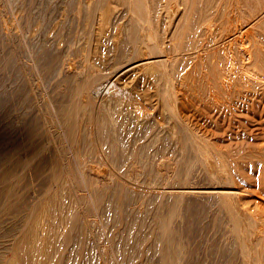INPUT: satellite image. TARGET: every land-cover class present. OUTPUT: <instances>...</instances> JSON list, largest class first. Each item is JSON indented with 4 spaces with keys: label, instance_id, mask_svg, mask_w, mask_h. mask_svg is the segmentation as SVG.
Segmentation results:
<instances>
[{
    "label": "bare ground",
    "instance_id": "6f19581e",
    "mask_svg": "<svg viewBox=\"0 0 264 264\" xmlns=\"http://www.w3.org/2000/svg\"><path fill=\"white\" fill-rule=\"evenodd\" d=\"M36 2H37V0H36ZM63 2H65V1H63ZM74 2H75V0H74ZM3 3H4V1L2 2V4ZM17 3H19V4H16V5H18L17 7H19V11H18V13L20 14L19 17H22V19L21 18L20 19L23 20L24 14L27 13L26 11L28 10L29 5H27L26 0H19ZM77 3H78V7L74 8V9H77L76 12H78V14L80 16H82V18H83L82 22L85 25L83 27H86V29H88L87 26H92V28L95 30V32L93 34V35H95V37L92 40V45L90 44L91 40L89 41V39H88V41H87V37H86L87 34L85 33L87 31H85V30H84L85 32L81 31V33L86 34V35L84 34L86 40L83 41V43L86 41L87 42L85 44L82 43V45H85V46H82L84 48V52L81 54V57L79 56L80 58H78V59L70 58V57H68V54H65L62 51H59V52L55 51V53H53L54 49L52 48L53 47L52 46L51 47L52 48V50H51L52 54L50 53L49 49H48L49 53L45 52L46 56H47V61H46L45 65L43 66V70H45L48 73V76H49V74H52V75L56 76V78L58 77L59 80L62 79V81H65V80L67 81V79L70 78L71 79L70 83H72V81L76 82L75 86L73 88L71 86V90H70L69 89L70 87L68 88V86H67V89L65 87L58 89L57 88L58 85H56V90L54 92L51 91L52 93L51 94L49 93V95L46 97H43L44 98L43 99L42 97H39V95H41V94H39V92H41V90L40 89L37 90L39 88L38 85L35 83H32L29 85L30 86L29 91L34 92V95H32L33 97L29 96L28 98L34 99V101H33V99H32V101L34 103V106H36L38 108V110L40 111L39 116L37 115V117L35 118L34 114H36V113L33 114V112L30 114V116L29 115L27 116L26 112H24L23 109L21 111L19 109H17L18 110V111L16 110L17 112L14 111L16 113H14L13 116L11 114H9V112H7V110L5 109L6 112L3 116V118H4L3 126L6 127L5 131H7L8 124H10L13 120L15 121L16 125L20 126L21 129L26 128L25 126H27V123H29L27 121L32 122V124L31 123L29 124V126L30 125L31 126L29 128L27 127L29 129L27 132H26V129H24L26 132V135L28 136V139L30 138V140H28V142H27V139H26V142L19 143L17 152H21V151L25 152L26 157H27V158L25 157L27 160V163H31V164L34 163L33 164L34 166L41 165L43 167L44 165H46V166L48 165L49 167L47 166L46 168L50 169V171H51V178L50 179H51V181L54 182L55 188H56V189H54L56 191H54L53 194L47 195V197H45L44 199H41V200L38 199L37 200V198L35 197L36 201H34L30 204L27 212L25 211L26 215L24 216L25 217L24 219L22 218L23 219L22 225H20V227H18V231L13 236H11V238L9 239L8 245H7L8 248L5 249V250L9 251L11 254L10 259H8L7 261L5 260L6 261L5 264H61V259H62V255H63L62 251L66 246H68L71 242H73L74 238L77 239V243H75L76 241H74L72 243V244L76 245L77 250L75 248L74 249L75 252L76 253H77V251L78 252L80 251L81 253L85 252L86 251L85 247H86V242H87L86 241V235L89 234L88 230H91L93 228L92 225H94V224H92L93 221L90 222V220L86 219L87 215H91V214H89V211L91 212V210L97 209V207H99L102 202H103L102 205H104V202L106 203V201L109 202L111 197H113V200L114 199L116 200V198H114V197H118L120 195L125 200H128V199L133 200L134 198L137 197V196L136 197L133 196L134 193H137V189L139 190L138 192H143V191H141V189L143 187L139 183L140 182L139 177L136 175H135L136 177H132V175H130V172L125 173V174H124V172L120 173L119 168L126 165L129 162V160L132 158L134 160L137 159L143 166L147 165L146 162H144L141 159V157L144 155L142 152H143L145 146L143 147L141 145V143L139 144L140 141L143 142L146 139L149 141V143H151L150 145L157 143L163 149L171 147L173 150H174V148H176L175 150H178L179 152H182V151L185 152V150H187L188 148L191 147L194 150L193 152L196 153L195 157H193L194 160L193 159L191 160V158L188 156H187L188 158L187 157L184 158L183 167H181L182 165H180V163L178 162L177 159H179V158L177 156H175L177 159L174 158L173 162H167L168 161L167 159H166L167 161H165V162H167V168H166L167 169V176L173 175L174 179H175L174 180L172 178L173 182H171V183L175 184L174 182L177 179V182L180 183V186H177V187L173 186V188L171 187L172 189L170 191H165L164 185L163 186L159 185V187L153 186L152 191H149L146 193H141V195H139L140 196L139 200H137L138 202L140 200H143L142 201L143 203L148 202V204H147L148 206H150L149 205L150 201L156 200L159 202L158 206L159 205L164 206L163 209L161 208L162 209L161 211H160V209H159V211L156 210L152 215L151 221L152 222L154 221V224H153V227L150 228L151 229L150 235L148 234L149 230H147L146 232H144V234L141 233L144 236H142V235L140 236V237H143V238H141L143 241H145V239L148 235H149V237L152 236L153 239L150 240L152 242V245L150 243L149 244H150V246H153V247L148 248L147 250H149V249L155 250L154 252L156 254H154V255H157L156 257H158L157 264H181L182 260L185 258V256H187L184 253V247L185 246L183 245V241L181 240V238H182L180 236L181 233H179L177 226H175L174 222L177 221V218L180 217L182 210H184V209H182L183 198L186 199V201H187V198H190V199H188L190 201L194 197L199 198L201 200L206 199V200L210 201L216 207V210H215L216 213H214V214L215 215L217 213L222 214L220 216H222V218H223V223H222L223 228H222V232L219 231L220 234L222 233V235H221L222 236L221 237L222 238V244L218 243V245H219L218 250L223 252L224 255L222 253L221 254L224 256L225 260L221 264H264V210H263L264 208H261V209L258 208V210L260 209L259 210L260 214L252 213V212H254L255 208L251 209L252 211H250L249 207H250L251 203H249V207L247 205H245L246 203L248 204V202H246V201L242 202V200H244V198L241 200L240 195L242 194V192H238V190H237V187H240L242 185L243 180L246 183L250 179V177L248 176L249 174H247V176H245L246 174L243 173L245 171H241L239 169V165H241V164L238 165L237 160H239L241 158L243 159V157H245L243 155H246L248 157V156H250V154L242 152L244 154L241 153L242 155L235 156V157H234V155H232L233 157H231L228 149L229 148L231 149L232 146H230V145H232V144H229L230 147L227 145H226V147H224L225 145L223 144L224 148H222L221 144H219L218 142H217L218 145H215L216 144L215 142L209 143L211 140L208 141V144L206 145V147L205 146L203 147L200 144H196L195 143L196 141H194L195 140L194 138H195V136L196 137L199 136V134L197 135L196 133L190 132L189 129H186V126H184L185 121L184 122L179 121L180 118L175 115V109H176L175 106L176 105H174V100L177 98L175 96V94L177 95V93H175V91H174V88H176V87H174L175 86L174 80L177 79L178 85L177 84L176 85L181 87V89L179 88V90L181 92H186L188 89V86H187L188 83H187V80L185 79V77L189 75V73H188V70H189V72L191 71L194 74V80L193 81L197 82V85L199 86L198 88H200L199 90L200 91L202 90V93L204 94V97H203V94L200 95V96H202L201 97L202 99L204 98V100H201V101L205 102V105H206V107L209 108V110L211 109V111H213L219 115L222 113L224 114V112L226 111L225 114L230 113V115H231L230 117H232V118L233 117L239 118V119L245 121L246 123H250V122L262 123L263 122V125H264V82H257L256 80L255 81H249L251 78H249V80H248L247 79L248 75L246 78L245 74L244 75L240 74V73L238 74L237 73L238 71L236 70L239 67L238 64L241 65V63H242L243 65H241V66H244L245 69L247 67L253 68V69L256 68L255 71L257 70L258 73L264 77V35H263L264 32L262 33L261 30H260V32H258L259 29L264 28V0H78ZM53 4H54V2H53ZM30 5H31L30 6V9H31L32 4H30ZM1 8L3 9V7H1ZM33 9H31L32 12H33ZM65 9L66 8H64V10ZM16 10H18V8ZM244 10H247V11H244ZM243 12H244V14H245V12H248V14L244 15ZM22 13H23V16H22ZM0 14H2V13H0ZM73 14L76 15L75 12ZM78 14H77V16H78ZM123 14H125L128 17H127V19L125 17H123V19L125 18L126 20L121 21V20H123L122 19ZM59 15H60V13H59ZM0 16H2V15H0ZM25 17H28V16H25ZM37 17H41V16H37ZM74 17L75 16H73V18ZM1 18L2 17H0V28H3V25H2L3 23L1 21ZM62 18H63V16H62ZM63 19H65V18H63ZM67 19H65V22ZM30 20H32V18ZM33 20H34V18H33ZM23 22H25V21H23ZM17 23H18V21H17ZM38 24H36V25H38ZM72 24L75 25V23H72ZM19 25H20V22H19ZM58 25H61V24H58ZM68 25H69V23H68ZM154 25L157 26L159 29L157 27L154 28ZM43 26H45V25H43ZM110 26H115L113 31H117L119 37L122 34L121 39H120V44H118L119 45L118 46L119 50H117L118 53H116V54L114 53V55H117V57L115 56L116 59L113 58L114 57L113 52H114V49H116L115 46L112 45L113 42L111 43L112 46H109L110 43L106 46V44L104 43V40L102 39L105 37V36H103V34L108 33V35H109L108 31H110L111 29L110 30H108V29ZM38 27H41V26L38 25ZM38 27H36L37 30L40 29ZM61 27L57 30H60ZM150 27H153V29L157 28V30H159L157 34H159V32L160 33L162 32L161 35L160 36L158 35V37H156L157 35L153 36L155 34H151V32L153 30L151 29L152 31H150ZM257 27H259V28H257ZM24 29H25V27L23 28V30ZM34 29H35V27H34ZM257 29H258V31H257ZM20 30H21V28H20ZM80 30H82V29H80ZM35 31H36V29H35ZM62 31H64V30H62ZM12 32H13V30H12ZM18 32L20 33V31H18ZM28 32L26 33V36H27ZM36 32H38V31H36ZM46 32H47V30H46ZM54 32H55V30H54ZM2 33L6 36L8 34H10L7 31H2ZM48 33H50V32H48ZM113 33H115V32H113ZM30 34H32V32L29 33V35ZM52 34L53 33H50L49 36ZM16 35H18V34L16 33ZM54 35H52V36H54ZM115 35H116V33H115ZM6 36H4V38ZM28 36H27V40L29 39ZM34 36L35 35H33L31 38H34ZM20 37H22V36H20ZM154 37H156V38H154ZM92 38H93V36H92ZM20 39H23V37ZM159 39H165L166 41H168L167 45H168V48H170V51H168V50L164 51L165 50L164 47H161L160 45L163 46L165 43L160 44V43H162V41ZM243 39H244V41H243ZM79 40H81V38ZM106 40H108V39H106ZM18 41H20V40H18ZM28 41H30V40H28ZM159 41H160V43H159ZM204 41H205V44L203 46ZM30 42H28V44ZM35 43H36V41H35ZM26 44H27V42H26ZM115 45H117V43ZM128 45L132 46L131 52H130V50L128 51ZM32 46H33V44H32ZM69 46H71V45H69ZM90 46H91L92 50H90V48H89ZM56 47H59V46H56ZM31 49H33V48L31 47ZM29 50L30 49L28 48V51ZM42 50L45 51L43 48H42ZM57 50H59V49H57ZM217 50H219V51H217ZM115 52H116V50H115ZM129 52L131 55H133L131 57H132V59L133 58L135 59V60L133 59L134 61L132 59H129L130 58ZM236 57L239 58L238 62H241V63L235 64V66L237 65L238 67L236 66L237 67L236 68L234 66L231 67L230 65H228L230 62L229 59L235 60ZM84 60H86V61L90 60V64L88 65L89 66L88 68L82 66ZM126 60H132L134 62V65L132 67L134 69H137V70L138 69L140 70L141 68L148 70L149 68L153 67L152 63L158 62L157 72L156 71L154 72L152 70V71H150L151 74H149V72L147 71L148 75H150L147 77V75L145 73L146 71L141 70L144 73L141 72L143 75H142V77L140 75L139 80L142 79L141 80L142 83L147 82L148 85H151L150 88L153 87L151 93L147 92L145 94L149 98L151 97L150 99L154 98L155 101L159 102V103H162L165 100H167V102H169V107L172 111H174L173 112L174 115H171V116L169 115L170 116L169 121L167 119L168 122L172 121V123H173V125L171 124V122H170L169 126L167 125L168 129L166 128V130H163V129H165L164 124H163L164 128L161 127L162 126L161 124L163 123V121L161 124H158L159 120H157L156 117H154L152 115L149 116L147 114L148 112L145 111V109H143V107H142L141 98L139 96H136V94H134L133 92H131L127 88L126 84L129 82L126 81L127 83H125L123 86L120 85V82L122 80L125 82V79L128 78V76H127V78L123 79L124 76L126 77V73H127V75H130V74H128V71H130L131 69L133 70V68L129 67L128 69H130V70L126 69L123 71L124 68L122 69V64ZM99 61H103V64L101 62V64L103 65L102 67H100V65H97V64H100V63H98ZM96 62H97V64H96ZM232 62H230L231 65H233ZM125 66H126V64L124 65V67ZM229 66L233 69L236 68L235 71L238 74V76L237 75L232 76L230 74L231 70H229ZM241 68H243V67H241ZM248 68L246 69L247 71H249ZM18 69H20V68H18ZM121 69H122V71H121ZM20 70H22V69H20ZM240 70H242V69H240ZM240 70H239V72H240ZM251 71H253V70H251ZM255 71H254V73H255ZM232 72H234V71H232ZM236 73H234V75ZM241 73H242V71H241ZM254 75H256V73ZM42 76H44V75H42ZM21 77H22V75H21ZM50 77L51 76H49L47 78L51 79L52 77L51 78ZM253 77H255V76H253ZM103 78L107 81V83H105V84L100 83ZM22 79H20V80L23 82ZM49 79H48V81H49ZM184 79L186 80V82ZM259 79H261V78H259ZM15 80H18V79H15ZM43 80H44V78H43ZM99 80H100V82L98 83ZM131 80H132V78H131ZM46 82L47 81H45V83ZM55 82H57V81H55ZM58 82H60V81H58ZM135 82H136V84L139 83V81H137V80ZM11 83H13V82L11 81ZM25 83H24V85H25ZM20 84H22V83H20ZM28 84H27V86H28ZM131 85H132V83H131ZM1 86H3V85H1ZM27 86L25 85V88ZM13 87H18V84H17V86H13ZM10 88H11V86H9V89ZM12 88L10 90L7 88L5 91L3 89V91H4L3 94L5 96L3 94L2 95L4 96V100H9L8 96L10 94L14 93L13 92L14 89L12 90ZM18 88H20V87H18ZM22 88H24V86ZM25 88L23 89V91L25 90ZM19 90L20 89H18V91ZM191 90H192V88H191ZM193 90H195V89H193ZM188 91H190V89H188ZM16 93L18 94V92H16ZM44 93H46V92H44ZM25 94H26V92H25ZM143 94H144V92H143ZM181 94H184V93H181ZM27 95H25V96H27ZM15 96H17V95L15 94ZM188 96L189 95L187 94V97ZM22 97H21V99H22ZM149 98H148V100H149ZM10 99H11V97H10ZM22 100H24V99H22ZM144 100H147V99H144ZM19 101H20V99H19ZM150 101H149V104H151ZM179 101L181 103L182 100H179ZM197 101L199 102V100H197ZM17 102H18V99H17ZM186 102H188V101H186ZM20 103H22V102H20ZM25 103H26V101H25ZM33 103H32V106H33ZM162 104L164 105V102ZM182 104H183V102H182ZM22 105L23 104H21V106ZM143 105H144V103H143ZM21 106L19 105V107H21ZM164 106H166V105H164ZM167 106H168V104H167ZM193 106H194V104H193ZM152 107H151V109H152ZM28 108H29V106H28ZM9 109H10V107H9ZM149 109H150V107H149ZM33 111L35 112V110H33ZM207 111H208V109H207ZM227 111H229V112H227ZM159 112H161V111H159ZM199 112H202V111H199ZM203 112H204V110H203ZM219 115H217V116H219ZM196 116H198V115H196ZM0 117H1V115H0ZM201 117H203V116H201ZM220 117H222V116H220ZM222 118L224 119V118H226V116L222 117ZM227 118H228V116H227ZM232 118H229V119L231 120ZM204 119H205V117H204ZM180 120H182V119H180ZM211 122H212V120H211ZM215 122L218 123L217 121H215ZM224 122H226V121L224 120ZM182 123H184V124H182ZM239 123H241V122H239ZM185 125H187V123ZM258 125H260V124H258ZM215 126H216V124H215ZM217 126H219V125H217ZM187 127L189 128V125H187ZM243 127H244V125H243ZM237 128H238V126H237ZM257 128H259V127H257ZM233 129H235V128H233ZM207 130H208V128H207ZM238 131H239V129H238ZM262 131H264V130H262ZM7 132H5V134ZM196 132H198V131H196ZM259 132L260 131H258V133ZM250 133L251 132H249V134ZM262 133L263 132H261V134ZM229 134H231V133H229ZM26 135H23V136H26ZM52 136H58L59 138H63L65 140L67 139L69 141V143H70L69 147L64 146L59 151L61 153H64V151L67 148L71 149L75 153V156H77V159H78V160L76 159L77 160V164H76L77 169L75 168L74 164H72V162H70V161L69 162L66 161L65 163L63 162L64 163L63 164L64 169H62V170H64V174L62 175V171H61L62 166H60L59 163L57 164V162L56 163L54 162L56 158L54 159V161L51 160V156L55 155V154L53 155L54 149L50 145V142H49V140ZM255 137H257V136H255ZM23 138L24 137H22V139ZM199 138L197 137V139H199ZM200 140L202 141V138ZM197 141H199V140H197ZM7 142H9V141H7ZM256 146H258V145H256ZM262 146L263 145H261V147L260 146L259 147L262 148ZM207 148L208 149L210 148V150H207ZM245 148L246 147L244 146V149ZM172 149H171V152L174 155L176 152L173 153ZM204 149H206V150H204ZM240 149H243V148H240ZM189 151H191V149ZM260 151L262 152L263 149ZM231 152H235L236 154L238 153L237 151H234V150ZM186 154H187V152H186ZM92 155L94 156V158L96 157V159H98V163L97 164L95 163L96 165L94 164V166L89 165V162L87 161L90 159V156H92ZM261 155H262L261 159L260 158L256 159L257 157L255 155H253V156H255V158H253V159H255V161L252 160V162H250L251 160H249L250 164H248V162L246 164L251 165L249 167H255V168L258 167L257 171H259V176L258 175H257L258 177L255 176L257 178V180L255 179V177L253 179L256 180V186L255 187L258 186L257 187L258 191L257 192L255 191V192L258 193L260 198H262V200H263L264 199V151ZM62 156H63V154H62ZM241 156H243V157H241ZM87 157H88V159H87ZM239 157H241V158H239ZM251 157H252V154H251ZM59 158H60V156H59ZM172 158H173V156H172ZM7 159H9V157ZM139 159H141V160H139ZM199 159L203 162V165L207 170L208 176L210 177L209 180H211L212 185L210 184L209 188H207V189L195 190L194 189L195 185L194 186L192 185V183L194 181L191 182V185H192L191 186V185H189L190 184L189 182L191 181V180L189 181V179H190L191 174L194 171V166L195 167L197 166V165H193V164L196 162V160L199 161ZM245 159H246V157H245ZM14 160H16V159H14ZM19 160H20V158H19ZM19 160H16V162L17 161L20 162ZM192 161H194V162H192ZM201 161L199 163H201ZM244 161L245 160H241L240 162L245 164ZM3 162H4V160H3ZM42 163H44V165H42ZM129 164L131 165V168H133L135 162L134 163L129 162ZM129 164H127V165H129ZM61 165H62V163H61ZM201 165H202V163H201ZM203 165H202V167H203ZM0 166H2V165H0ZM135 166L136 167L139 166L140 168H143L142 166H140L138 164H136ZM199 166H200V164H199ZM243 166H245V168H247L246 167L247 165H243ZM131 168H129V169H131ZM156 168H157V166H156ZM37 169H38V167H37ZM40 169H41V167H40ZM134 170H136V169H134ZM15 171L16 170L11 165L4 166L3 168H1V171H0L1 181L9 180L10 179L9 177L12 176L15 173ZM36 171H38V170H36ZM40 171H42V170H40ZM233 171H236L237 174L239 173L237 177L240 178V180L238 182L241 183V185H238V186L235 185L237 187L234 186V184L238 183V182H234V181H236L234 179H236L237 177L236 176H235L236 178L232 177ZM45 172H47V169ZM77 172H79L78 177L76 176ZM143 172H142V174H143ZM236 172H234V173H236ZM139 173H141V172H139ZM139 173H136V174H139ZM19 174H20V172H19ZM165 174H166V172H165ZM205 174H206V172H205ZM241 174H242V177H241ZM167 176H165V177H167ZM163 177H164V173H163ZM167 178H170V177H167ZM47 179H49V177ZM253 179H250V180H253ZM21 180H23V177ZM167 180H169V179H167ZM192 180H195V179H193V177H192ZM169 181H167V183H170ZM250 182L253 183V181H250ZM153 183H154V185L155 184L158 185L156 179L154 180ZM162 183H163V181H162ZM209 183H210V181L208 182V184ZM172 184H169V186H171ZM254 184H255V182H254ZM10 185L7 186L6 191H7L8 195L10 197H12L15 194L14 193L15 190ZM251 185H253V184H251ZM16 186H17V184H16ZM146 188H148V187H146ZM146 188H144V191ZM100 190L101 191L104 190L106 192L107 195L105 196V199L103 198L104 197L103 193H105V192H101ZM47 193H48V191H47ZM239 193H240V195H239ZM245 193H247V192H245ZM243 194H244V190H243ZM77 195L79 196V198L77 197ZM116 195H118V196H116ZM32 196H33V194H32ZM8 199H10V198H8ZM252 199H255V197ZM111 200H112V198H111ZM193 200H191V201H193ZM201 200H199V201L201 202ZM251 201H253V200H251ZM256 201L260 202L259 200H256ZM124 202H126V201H124ZM258 202H256V204ZM183 203H185V201ZM132 204H135V203H132ZM85 205L86 206L88 205V207L85 208ZM110 205H111V202H110ZM11 206H12L11 201H9V202L7 201L6 203H0V214L6 213L8 215V213H10L8 211L10 210ZM115 206H114V208H115ZM124 206H126V204ZM259 206L262 207L261 205H259ZM259 206H257V207H259ZM139 207H141V205ZM108 208H110V206ZM124 208L122 206H120V208H119L123 214L125 213L123 210L126 209V208L125 209ZM119 209H118V211H119ZM144 210H145V208H144ZM115 211H116V208H115ZM137 211H138V209H137ZM137 211H135V212H137ZM142 211H143V209H142ZM255 211H257V209ZM147 212L149 213V211H147ZM130 213H131V211H130ZM10 215H13V214L11 213ZM100 215H102V214H100ZM109 216H111V215H109ZM210 216H211V214H210ZM12 217H14V216H12ZM133 217L135 218V215ZM133 217L129 216L127 213L121 217V224L126 229V233L121 238H116L117 233L114 235L112 233L113 231L110 234L107 232L110 235L109 244L110 245L112 244L115 248L114 251H117L118 254L121 255L120 259H121L122 263H126L132 259V258L130 259L131 256L127 255L126 253H127V251H129V249H131L133 247V246H131V244H132L131 234L134 235V233L136 231V223H135L136 218L134 219ZM101 219H103V218H101ZM212 219L214 221V218H212ZM117 220H118V218H117ZM117 220H115V222ZM216 220H217V218H216ZM221 220L222 219H220V221ZM141 221H140V224H142ZM9 222H11V221H9ZM152 222H151V224H152ZM205 222H207V221H205ZM211 222H212V220H211ZM108 223H110V222H108ZM108 223H106V225L104 223L103 226L107 227ZM177 223H176V225H177ZM218 224L220 225V223H218ZM112 225H115V224H112ZM149 225L150 224H148V226ZM90 227H91V229H89ZM220 227H222V226L220 225ZM103 228L104 227H102V229ZM2 229H3V227H2ZM122 229H123V227H122ZM147 229H148V227H147ZM103 231H106V230L103 229ZM108 231H109V228H108ZM211 234H210V236H211ZM213 234H215V233H213ZM220 234H219V236H220ZM121 235H122V233H121ZM184 236H186V234ZM189 236L191 237V235H189ZM217 236H218V234H217ZM186 237H188V236H186ZM247 237H249L248 241L250 240V242H249L250 244L247 245V242H245L246 244L244 245L242 242V244L245 246L244 247L239 242L243 238L247 239ZM216 239H215V241H216ZM210 240H212V238ZM243 240H245V239H243ZM137 243L139 244V242H137ZM149 244H148V247H149ZM238 244L239 245L241 244L244 248L248 247V249H249L247 251L248 253L242 252V249H241V252H242V257L240 258L241 262H239L240 260H238V257H236V256L233 257V255H236L235 251L238 250V248H237ZM241 245H240V247H242ZM195 247H196V244H195ZM72 248H74V247L72 246ZM135 248L136 247L134 246V249ZM110 249H111V247H110ZM215 249H216V247H215ZM218 250H216V252ZM208 251H210V249H208ZM133 252H135V250ZM154 252H152V254ZM76 253H75V255H77ZM113 253H115V252H113ZM208 253H210V252H208ZM1 254H3V253H1ZM73 254H74V252H73ZM212 254H213V257L215 258L214 253H212ZM212 254H209V255L211 256ZM8 255L9 254H7V256ZM7 256H5V257H7ZM84 256H85V254H84ZM133 256H134V254H133ZM223 256H220V257H223ZM135 257H137V256H135ZM153 260H154V258H153ZM153 260L151 259L152 263L154 264ZM196 260H198V259H196ZM214 260L215 259H213V261ZM151 261L149 260V262H151ZM149 262L147 263V261H146L147 264H151ZM184 262L187 263L188 261L187 262L184 261Z\"/></svg>",
    "mask_w": 264,
    "mask_h": 264
},
{
    "label": "rangeland",
    "instance_id": "374dc122",
    "mask_svg": "<svg viewBox=\"0 0 264 264\" xmlns=\"http://www.w3.org/2000/svg\"><path fill=\"white\" fill-rule=\"evenodd\" d=\"M4 1V3L2 4V2ZM19 0H0V13H2V14H0V15H2V16H0V17H2L1 18V21H2V25H3V28H0V115H1V117H0V165H2V166H0V171H1V168H3L4 166H8V165H11V166H13L14 167V169L16 170L15 171V173L12 175V176H10L8 179L9 180H4V181H1V179H0V203H6L7 201L9 202V201H11V203H12V206H11V208H10V210L8 211V212H10V213H8V215L5 213V214H0V264L2 263V264H5V262L8 260V259H10V257H11V254H10V252L9 251H7V250H5L6 248H8V242H9V239L11 238V236H13L17 231H18V227H20V225H22V222H23V219L25 218L24 216L26 215V212L28 211V208H29V206H30V204L32 203V202H34V201H36L35 199L37 198V200L39 199V200H41V199H44L45 197H47V195H49V194H53L54 193V191H56V190H54V189H56L55 188V184H54V182L53 181H51V171H50V169L49 168H46L47 166L46 165H44V163H42V165H44L43 167L41 166V165H36V166H34L33 164L34 163H27V160H26V153L25 152H23V151H21V152H17L18 150V144L19 143H24V142H26V139H27V142H28V140H30V138L28 139V136L26 135V132L29 130L28 128L31 126H29V124L31 123L32 124V122L31 121H27V122H29V123H27V126H25L26 128H24V129H26V132H25V130L24 129H21L20 128V126H18V125H16V123H15V121L13 120L10 124H8V126H7V131H5V128L6 127H4L3 126V121H4V118H3V116H4V114H5V109L7 110V112H9V114H11L12 116L14 115V113H16L18 110L17 109H19L20 111L23 109L24 110V112H26V114H27V116L29 115L30 116V114L33 112V114L34 113H36V114H34V117L36 118L37 117V115L39 116V110H38V108L36 107V106H34V103H33V101H34V99L32 98L33 96L32 95H34V92H32V91H29V88H30V84H32V83H35V84H37L38 85V89L37 90H41V92H39V94H41V95H39V97H46V96H48L49 95V93L51 94L52 92H54L55 90H56V85H58V89H60V88H63V87H65L66 89H67V86H68V88L71 90V86H72V88L75 86V83L76 82H73L72 81V83H70L71 82V79L70 78H68L67 79V81L65 80V81H62V79L61 80H59V78L57 77L56 78V76H54V75H52V74H49V76H51L50 78L51 79H49V78H47V77H49L48 76V73L45 71V70H43V66L45 65V63H46V61H47V56H46V53L45 52H47V53H49V50H50V53L52 54V48L54 49L53 50V53H55V51L56 52H59V51H62V52H64L65 54H68V57H70V58H73V59H78V58H80L81 57V54L84 52V48L82 47V46H85V45H82V43H83V41H85L86 40V38H85V36H84V34L86 33L87 34V41H88V39H89V41L91 40V45H92V40L94 39V37H95V35H93L94 34V32H95V30L92 28V26H87V28L88 29H86V27H83V26H85L84 25V23L82 22L83 21V18H82V16H80L79 14H78V12H76L77 11V9H74V8H77L78 7V0H75V2H74V0H37V2H36V0H26V2H27V5H29V7H28V10L26 11L27 13L26 14H24V17L25 16H28V17H23V20H21L22 19V17H19L20 16V14L18 13V11H19V7H17L18 5H16V4H19V3H17ZM59 1V2H58ZM63 1H65V2H63ZM14 2V3H13ZM30 2V3H29ZM53 2H54V4H53ZM29 3V4H28ZM59 3V4H58ZM68 3V4H67ZM30 4H32V8L31 9H33V12L31 11V9H30ZM6 5V6H5ZM41 5V6H40ZM57 5V6H56ZM68 5V6H67ZM38 6V7H37ZM61 6V7H60ZM67 6V7H66ZM1 7H3V9L1 8ZM63 7V8H62ZM69 7V8H68ZM18 8V10H16ZM41 8V9H40ZM64 8H66L65 10H64ZM30 9V10H29ZM58 11H57V10ZM62 9V10H61ZM71 9V10H70ZM60 11V12H59ZM244 11H247V10H244ZM29 12V13H28ZM53 12V13H52ZM75 12V14L76 15H74L73 13ZM59 13H60V15H59ZM16 14V15H15ZM40 14V15H39ZM52 14V15H51ZM72 14V15H71ZM77 14H78V16H77ZM127 14V13H126ZM243 14H244V12H243ZM248 14V12H245V14L244 15H247ZM30 15V16H29ZM35 15V16H34ZM41 16V17H37V16ZM44 15V16H43ZM128 15V14H127ZM22 16H23V13H22ZM33 16V17H32ZM49 16V17H48ZM59 16V17H58ZM62 16H63V18H65V19H67L66 20V22H65V19H63L62 18ZM72 16V17H71ZM73 16H75L74 18H73ZM77 16V17H76ZM19 17V18H18ZM123 17H125L126 19H127V17L128 16H126L125 14H123V16H122V19H123ZM21 18V19H20ZM32 18V20H33V18H34V20L32 21V20H30ZM36 18V19H35ZM40 18V19H39ZM82 18V19H81ZM123 19V20H121V21H124V20H126V19ZM44 19V20H43ZM20 20V21H19ZM71 20V21H70ZM8 21V22H7ZM17 21H18V23H17ZM23 21H25V22H23ZM27 21V22H26ZM30 21V22H29ZM39 21V22H38ZM52 21V22H51ZM74 21V22H73ZM81 21V22H80ZM19 22H20V25H19ZM46 22V23H45ZM59 22V23H58ZM65 24H64V23ZM71 22V23H70ZM38 24L39 26H41V27H38V25H36V24ZM50 23V24H49ZM61 24V25H58V24ZM68 23H69V25H68ZM72 23H75V25L74 24H72ZM81 23V24H80ZM6 24V25H5ZM32 24V25H31ZM42 24V25H41ZM56 24V25H55ZM77 24V25H76ZM9 25V26H8ZM43 25H45V26H43ZM74 25V26H73ZM81 25V26H80ZM19 26V27H18ZM32 26V27H31ZM35 27V29H36V31H38V32H36L35 31V29H34V27ZM62 26V27H61ZM8 27V28H7ZM25 27V29L23 30V28ZM36 27H38V28H40L39 30H37V28ZM53 27V28H52ZM61 27V29L60 30H57V29H59ZM69 27V28H68ZM73 27V28H72ZM84 29H83V28ZM111 27V28H110ZM109 27V29L108 30H110V31H108L109 32V35H108V33L107 34H103V36H105L104 38H102L103 40H104V43L106 44V46L109 44V46H115V48L116 49H114V52H113V58L114 59H116V57H117V55H114V53L116 54V53H118L117 52V50H119V45L118 44H120V39H121V36H122V34H121V36L119 37L118 36V33H117V31H113L114 30V27L115 26H110ZM113 27V28H112ZM155 27H157V26H155L154 25V28ZM260 27V26H259ZM259 27H257V28H259ZM20 28H21V30H20ZM32 28V29H31ZM48 28V29H47ZM72 28V29H71ZM158 28V27H157ZM157 28L156 29H153V27H150V31H152L151 32V34H155V35H153V36H156V37H158V35L160 36L161 35V33L159 32V34H157L158 33V31L159 30H157ZM70 29V30H69ZM80 29H82V30H80ZM116 29V28H115ZM152 29V30H151ZM159 29V28H158ZM263 29V30H262ZM262 29H259V31H258V29H257V31L258 32H260V30H261V32L263 33L264 32V28H262ZM12 30H13V32H12ZM44 30V31H43ZM46 30H47V32H46ZM54 30H55V32H54ZM62 30H64V31H62ZM87 31V32H85V31ZM2 31H7L8 33H10V34H8L7 36L6 35H4L3 33H2ZM18 31H20V33L18 32ZM29 31V32H28ZM35 31V32H34ZM81 31L82 32H85V33H81ZM156 31V32H155ZM28 32V34H27V36L29 35V33H31L32 32V34L33 35H35L34 36V38H31L33 35L32 34H30L28 37H29V39L28 40H30V41H28L27 40V36H26V33ZM34 32V33H33ZM48 32H50V33H53L52 35H54V36H52V35H50L49 36V34L50 33H48ZM68 32V33H67ZM90 32V33H89ZM113 32H115L116 33V35H115V33H113ZM257 32V33H258ZM13 33V34H12ZM16 33L18 34V35H16ZM22 33V34H21ZM25 33V34H24ZM37 33V34H36ZM43 33V34H42ZM57 33V34H56ZM63 35H62V34ZM65 33V34H64ZM79 33V34H78ZM69 34V35H68ZM85 34V35H86ZM22 36L23 37V39H20V38H22V37H20V36ZM39 35V36H38ZM42 35V36H41ZM48 35V36H47ZM81 35V36H80ZM120 35V34H119ZM254 35V34H253ZM263 35H264V33H263ZM4 36H6L5 38H4ZM10 36V37H9ZM77 36V37H76ZM80 36V37H79ZM92 36H93V38H92ZM102 36V37H103ZM152 36V35H151ZM152 36V37H153ZM56 37V38H55ZM113 39H112V38ZM156 37H154V38H156ZM19 38V39H18ZM37 38V39H36ZM53 38V39H52ZM68 38V39H67ZM81 38V40H79ZM84 38V39H83ZM34 39V40H33ZM36 39V40H35ZM106 39H108V40H106ZM18 40H20V41H18ZM159 40H161L162 41V43H160V41H159V43L160 44H163V43H165L166 45L168 44V41H166L165 39H159ZM165 40V41H164ZM22 41V42H21ZM25 41V42H24ZM35 41H36V43H35ZM79 41V42H78ZM86 41V42H87ZM109 41V42H108ZM206 41V40H205ZM205 41H204V43H203V46H204V44H205ZM243 41H244V39H243ZM246 41V40H245ZM2 42V43H1ZM26 42H27V44H28V42H30L28 45L26 44ZM35 44H34V43ZM43 42V43H42ZM86 42H84L83 44H85ZM107 42V43H106ZM114 44H113V43ZM42 43V44H41ZM46 43V44H45ZM111 43H112V45H111ZM117 43V45H115ZM23 44V45H22ZM32 44H33V46H32ZM57 44V45H56ZM74 44V45H73ZM77 44V45H76ZM159 44V45H160ZM164 44V45H165ZM35 45V46H34ZM45 45V46H44ZM59 46V47H56V46ZM69 45H71V46H69ZM73 45V46H72ZM76 45V46H75ZM162 46V45H160L161 47H164V51H170V48H168V45L166 46ZM23 46V47H22ZM30 46V47H29ZM53 46V47H52ZM27 47V48H26ZM31 47L33 48V49H31ZM45 47V48H44ZM49 47V48H48ZM52 47V48H51ZM65 47V48H64ZM80 47V48H79ZM28 48L30 49L29 51H28ZM42 48L45 50V51H43L42 50ZM90 48V50H92L91 49V46L89 47ZM24 49V50H23ZM27 49V50H26ZM49 49V50H48ZM57 49H59V50H57ZM131 49H132V46H129L128 45V51L130 50V52H131ZM43 52H42V51ZM66 50V51H65ZM82 50V51H81ZM115 50H116V52H115ZM163 50V49H162ZM32 53H31V52ZM217 51H219V50H217ZM81 52V53H80ZM130 52H129V55H130V58L129 59H132V57L131 56H133V55H131L130 54ZM34 53V54H33ZM75 53V54H74ZM46 56V57H45ZM80 56V57H79ZM116 56V57H115ZM38 57V58H37ZM45 57V58H44ZM77 57V58H76ZM22 58V59H21ZM162 58V57H161ZM43 59V60H42ZM128 59V58H127ZM134 59V58H133ZM132 59V60H133ZM154 59V58H153ZM237 59V60H236ZM236 59L233 61L232 59H229L230 60V62H232L233 63V65H231V63L229 62V64L228 65H230L231 67L232 66H234V67H236L235 66V64L237 63H241V62H238L239 61V58H237L236 57ZM37 60V61H36ZM132 60H126V61H124V63L126 64V68L124 67V63L122 64V69H123V71L124 70H126V69H128L129 67H131V68H133L132 66L134 65V60L132 61ZM228 60V61H229ZM21 62V63H20ZM26 62V63H25ZM44 64H43V63ZM101 62H102V64H103V61H99L98 63H100V64H97V62H96V64L97 65H100V67H102L103 65L101 64ZM133 62V63H132ZM90 64V60H84L83 61V64H82V66L83 67H89L88 65ZM128 64V65H127ZM153 64V67L152 68H149L148 70L147 69H143V68H141L140 70L138 69H134L133 68V70L131 69H128V70H130V71H128V74H130V75H127V73H126V77L124 76V78L123 79H125V78H127V76H128V78L127 79H125V82L122 80L121 82H120V85H124L125 83H127V82H129V83H127L126 84V86H127V88L131 91V92H133L134 94H136V96H139L140 98H141V103H142V107H143V109H145V111H147L148 113V115L150 116V115H152V116H154V117H156L157 118V120H159V122H158V124H161L162 123V121H163V123L160 125L162 128H164V126H165V129H163V130H166V128L168 129V126H169V124H170V122H171V124L173 125V123H172V121H170V122H168L169 121V119H170V116L171 115H174V111H172L171 109H170V107H169V102H167V100H165V101H163L164 102V105H166L167 106V104H168V106L166 107V106H164L162 103H159V102H156L155 101V99L154 98H152V99H150L148 96H146L145 94L147 93V92H149V93H151V91H152V88H150V86L151 85H148V83L147 82H144V83H142V79L141 80H139L140 79V75H141V77H142V73L141 72H143V71H146L145 73H146V75H147V77L148 76H150V75H148V72H149V74H151V72L150 71H156L157 72V67H158V62H154V63H152ZM22 65V66H21ZM239 65V67L236 69L238 72V74L240 73V74H245L246 75V78H247V75H248V80H249V78H251L249 81H257V82H264V77L262 76V75H260L259 73H258V71L256 72L255 71V69H253V68H248L249 69V71H247L246 69H245V67L244 66H241V65H243L242 63H241V65L240 64H238ZM229 66V70H231L230 72V74L232 75V76H238V74L236 73V71H235V69H233V68H231ZM20 68V69H22V70H20V69H18V68ZM99 67V66H98ZM241 67H243V68H241ZM242 69V70H240V69ZM85 69V68H84ZM122 69H121V71H122ZM141 70H143V71H141ZM239 70H240V72H239ZM251 70H253V71H251ZM19 71V72H18ZM44 71V72H43ZM140 71V72H139ZM148 71V72H147ZM232 71H234V72H232ZM241 71H242V73H241ZM244 71V72H243ZM246 71V72H245ZM254 71H255V73H256V75L259 77V78H261V79H259L256 75H254L255 73H254ZM9 72V73H8ZM136 74H135V73ZM191 72V71H190ZM189 72V70H188V73H189V75L188 76H186L185 77V79L187 80V86H188V89H190V91H188V89H187V91L186 92H181L180 90H179V88L181 89V87L180 86H177L178 84V82H177V79H175L174 80V84H175V86L174 87H176V88H174V91H175V93H177V95L175 94V96L177 97L175 100H174V105H176L175 106V108L177 109H175V115L177 116V117H179L180 119H182V120H180L179 119V121H185L184 123L186 124L187 123V125H189V128L187 127V125H185L184 123H182V124H184V126H186V129H189L190 130V132H192V133H196L197 135L199 134V136H197L199 139H197V137L195 136V140L194 141H196L195 143L196 144H200V145H202L203 147L205 146L206 147V145L208 144V141L209 140H211L209 143H216L215 145H218L217 144V142L219 143V144H221V147L222 148H224V147H226V145L227 146H229V144H232V145H230V146H232L231 147V151H237L238 153L236 154L235 152H231L229 149H228V151L230 152V155H231V157H233L232 155H234V157L235 156H240V155H242V154H244V153H247V154H250V156H246V155H243V156H245L246 157V159H245V157H243V156H241V157H243V159L241 158V157H239V158H241V159H239V160H237L238 161V165L239 164H243V163H241L240 161L241 160H245L244 162H245V164H243V165H247L246 167L247 168H245V166H241V165H239V169L241 170V171H245V172H243L244 174H246L245 176H247V174H249L248 176L250 177V179H253L255 176L256 177H258L259 176V171H257V169H258V167H249V166H251V165H248V164H250V162H252V160H254L255 161V159H253V158H255V156L257 157L256 159H261V154L263 153V151H264V131H262V130H264V125H263V122L262 123H255V122H250V123H246L245 121H243V120H241V119H239V118H232V117H230L231 115H230V113H228V114H225L226 113V111L224 112V114L222 113V114H216L215 112H213V111H211V109L209 110V108L208 107H206V105H205V102H203V101H201V100H204V98L202 99L201 97L202 96H200V95H202L203 93H202V90L200 91L199 89L200 88H198L199 86L197 85V82H195V81H193L194 80V74L191 72L190 73ZM250 72V73H249ZM253 74H252V73ZM21 73V74H20ZM144 73V72H143ZM233 73V74H232ZM234 73H236L235 75H234ZM247 73V74H246ZM24 74V75H23ZM192 76H191V75ZM259 74V75H258ZM21 75H22V77H21ZM26 75V76H25ZM42 75H44V76H42ZM54 76V77H53ZM139 76V77H138ZM253 76H255V77H253ZM12 77V78H11ZM46 77V78H45ZM146 77V78H147ZM191 77V78H190ZM23 78V79H22ZM43 78H44V80H43ZM55 80H54V79ZM131 78H132V80H131ZM134 78V79H133ZM254 78V79H253ZM7 79V80H6ZM12 79V80H11ZM15 79H18V80H15ZM20 79H22L23 80V82L20 80ZM46 79V80H45ZM48 79H49V81H48ZM53 79V80H52ZM184 79V80H185ZM191 79V80H190ZM20 80V81H19ZM25 80V81H24ZM30 82H29V81ZM101 80V79H100ZM100 80L98 81V83L100 82ZM130 80V81H129ZM139 81V83H137L136 84V82L135 81ZM186 80H185V82H186ZM196 80V79H195ZM11 81L13 82V83H11ZM45 81H47L46 83H45ZM55 81H57V82H55ZM58 81H60V82H58ZM127 81V82H126ZM141 81V82H140ZM28 84V86H27V84ZM54 82V83H53ZM132 83V85H131V83ZM20 83H22V84H20ZM24 83H25V85L27 86L26 88H25V85H24ZM100 83H102V84H105V83H107V81L103 78L102 80H101V82ZM142 83V84H141ZM17 84H18V87H20V88H18V87H13V86H17ZM74 84V85H73ZM173 84V85H174ZM177 84V85H176ZM1 85H3V86H1ZM9 86H11V88H12V90H13V92L14 93H12V94H10L8 97H9V100H4V91L8 88L9 89ZM24 86V88H25V90L23 91V89L24 88H22ZM51 86V87H50ZM7 87V88H6ZM190 87V88H189ZM10 88V89H11ZM20 89L19 91H18V89ZM22 88V89H21ZM28 88V89H27ZM191 88H192V90H191ZM3 89H4V91H3ZM9 89V90H10ZM136 89V90H135ZM193 89H195V90H193ZM11 90V91H12ZM27 90V91H26ZM45 90V91H44ZM69 90V91H70ZM198 90V91H197ZM2 91V92H1ZM23 91V92H22ZM29 91V92H28ZM48 91V92H47ZM52 91V92H51ZM68 91V92H69ZM16 92H18V94L16 93ZM25 92H26V94H25ZM31 92V93H30ZM44 92H46V93H44ZM143 92H144V94H143ZM197 92V93H196ZM23 93V94H22ZM31 95H30V94ZM180 93V94H179ZM181 93H184V94H181ZM189 95L188 97H187V94ZM4 96H3V95ZM15 94L17 95V96H15ZM20 94V95H19ZM22 94V95H21ZM28 94V95H27ZM43 94V95H42ZM25 95H27V96H25ZM194 95V96H193ZM23 96V97H22ZM29 96H32L31 98L33 99V101H32V99H30V98H28ZM180 98H179V97ZM10 97H11V99H10ZM17 97V98H16ZM20 97V98H19ZM21 97H22V99H24V100H22L21 99ZM190 97V98H189ZM203 97H204V94H203ZM3 98V99H2ZM148 98H149V100H148ZM14 99V100H13ZM17 99H18V102H17ZM19 99H20V101H19ZM44 99V98H43ZM144 99H147V100H144ZM16 100V101H15ZM30 100V101H29ZM151 100V101H150ZM177 100V101H176ZM179 100H182L181 101V103H180V101ZM197 100H199V102L197 101ZM25 101H26V103H25ZM28 101V102H27ZM143 101V102H142ZM146 101V102H145ZM148 101V102H147ZM149 101H150V103L151 104H149ZM185 101V102H184ZM186 101H188V102H186ZM20 102H22V103H20ZM24 102V103H23ZM31 102V103H30ZM166 102V103H165ZM177 102V103H176ZM182 102H183V104H182ZM193 102V103H192ZM7 103V104H6ZM32 103H33V106H32ZM143 103H144V105H143ZM156 103V104H155ZM176 103V104H175ZM188 103V104H187ZM3 104V105H2ZM21 104H23L22 106H21ZM29 104V105H28ZM193 104H194V106H193ZM5 105V106H4ZM14 105V106H13ZM19 105L21 106V107H19ZM29 106V108H28V106ZM197 105V106H196ZM7 106V107H6ZM18 106V107H17ZM32 106V107H31ZM154 108H153V107ZM163 106V107H162ZM9 107H10V109H9ZM27 107V108H26ZM149 107H150V109H149ZM151 107H152V109H151ZM165 107V108H164ZM169 107V108H168ZM178 107V108H177ZM196 107V108H195ZM203 107V108H202ZM8 108V109H7ZM25 108V109H24ZM33 108V109H32ZM37 109V110H36ZM164 109V110H163ZM207 109H208V111H207ZM2 110V111H1ZM12 110V111H11ZM17 110V111H16ZM33 110H35V112L33 111ZM153 110V111H152ZM203 110H204V112H203ZM14 111H16V112H14ZM19 111V112H20ZM150 111V112H149ZM159 111H161V112H159ZM199 111H202V112H199ZM11 112V113H10ZM152 112V113H151ZM210 112V113H209ZM213 114H212V113ZM227 112H229V111H227ZM167 113V114H166ZM202 113V114H201ZM208 113V114H207ZM178 114V115H177ZM184 114V115H183ZM156 115V116H155ZM170 115V116H169ZM186 115V116H185ZM195 115V116H194ZM196 115H198V116H196ZM212 117H211V116ZM217 115H219V116H217ZM188 116V117H187ZM201 116H203V117H201ZM210 118H209V117ZM220 116H222V117H225L226 116V118H222V117H220ZM227 116H228V118H227ZM159 117V118H158ZM162 117V118H161ZM166 117V118H165ZM185 117V118H184ZM204 117H205V119H204ZM3 118V119H2ZM217 120H216V119ZM229 118H232L231 120L229 119ZM167 119H168V121H167ZM229 121H228V120ZM234 119V120H233ZM2 120V121H1ZM189 120V121H188ZM211 120H212V122H211ZM224 120L226 121V122H224ZM237 120V121H236ZM188 121V122H187ZM208 121V122H207ZM215 121H217L218 123H216ZM236 121V122H235ZM239 122H241V123H239ZM221 123V124H220ZM226 123V124H225ZM230 123V124H229ZM233 123V124H232ZM163 124H164V126H163ZM195 124V125H194ZM215 124H216V126H215ZM238 124V125H237ZM258 124H260V125H258ZM168 125V126H167ZM205 125V126H204ZM217 125H219V126H217ZM227 125V126H226ZM234 125V126H233ZM243 125H244V127H243ZM258 125V126H257ZM17 126V127H16ZM167 126V127H166ZM230 126V127H229ZM232 126V127H231ZM237 126H238V128H237ZM242 126V127H241ZM256 128H255V127ZM263 126V127H262ZM28 127V128H27ZM195 127V128H194ZM241 127V128H240ZM257 127H259V128H257ZM262 127V128H261ZM14 128V129H13ZM53 128V127H52ZM192 130H191V129ZM207 128H208V130L210 131H208L207 130ZM225 128V129H224ZM233 128H235V129H233ZM16 129V130H15ZM216 129V130H215ZM233 131H232V130ZM238 129H239V131H238ZM244 129V130H243ZM252 129V130H251ZM15 130V131H14ZM212 130V131H211ZM228 130V131H227ZM251 130V131H250ZM260 131L259 133H258V131ZM7 132L6 134H5V132ZM22 131V132H21ZM188 131V130H187ZM196 131H198V132H196ZM215 131V132H214ZM222 131V132H221ZM246 131V132H245ZM16 132V133H15ZM212 132V133H211ZM225 132V133H224ZM249 132H251L250 134H249ZM261 132H263L262 134H261ZM214 133V134H213ZM216 133V134H215ZM222 133V134H221ZM229 133H231V134H229ZM233 133V134H232ZM253 133V134H252ZM256 133V134H255ZM2 134V135H1ZM26 135V136H23V135ZM8 135V136H7ZM16 135V136H15ZM223 135V136H222ZM234 135V136H233ZM254 135V136H253ZM7 136V137H6ZM255 136H257V137H255ZM4 137V138H3ZM22 137H24L23 139H22ZM234 137V138H233ZM262 137V138H261ZM6 138V139H5ZM9 138V139H8ZM11 138V139H10ZM202 138V141L200 140ZM257 138V139H256ZM5 139V140H4ZM19 139V140H18ZM263 139V140H262ZM197 140H199V141H197ZM6 141V142H5ZM7 141H9V142H7ZM16 141V142H15ZM146 141V142H145ZM49 142H50V145L53 147V149H54V152H53V155L54 156H51V160L52 161H54V159H55V163L57 162V164L59 163V165L60 166H62L61 167V171H62V175L64 174V170H62V169H64V163L67 161V162H72V164H74V166H75V168H76V164H77V156H75V153L71 150V149H69V148H67L65 151H64V153H61L59 150L62 148V147H69V141L66 139H63V138H59L58 136H52L51 138H50V140H49ZM193 142V141H192ZM198 142V143H197ZM202 142V143H201ZM251 142V143H250ZM141 143V145L144 147V150H143V158L141 157V159L144 161V162H146V164L147 165H145V166H143L137 159L136 160H134L133 158L132 159H130L129 160V162L131 163H134L135 162V164H134V166H133V168H131V165L129 164V162L127 163V164H129V165H124V166H122V167H120L119 168V171H120V173L121 172H124V174L125 173H129L130 172V175H132V177H136V176H138L139 177V180H140V185H142V189H141V191H143V192H138L139 190L137 189V193H134L133 194V196L134 197H136V198H134L133 200H130V199H128V200H125L122 196H118V195H116V196H118V197H114V198H116V200L114 201L113 200V197H111L112 198V200H111V198H110V201L109 202H107L106 201V203L104 202V205H102L103 204V202L101 203V205L99 206V207H97V209H95V210H91V212L89 211V214H91V215H87V217H86V219H88V220H90V222H92V224H94V225H92L93 226V228L91 229V227L89 228V229H91V230H88V232H89V234H87L86 235V247H85V249H86V253L85 252H83V253H81L80 251L78 252L77 251V253L75 252V248H76V245L75 244H72L74 241H76L75 243H77V239L76 238H74V240H73V242H71L68 246H66L64 249H63V251H62V259H61V264H147L148 262H149V260L151 261V259L153 260V258H154V260H153V262H154V264H157V260H158V257H156L157 255H154V254H156L154 251V249H149V250H147L148 248H152L153 246H150V244L152 245V242L150 241V240H152L153 238H152V236H150L149 237V235H150V231H151V227H153V224H154V221L152 222L151 220V218H152V215H153V213L157 210V211H159V209H160V211L164 208V206H161V205H159L158 206V204H159V202L158 201H156V200H153V201H150L149 202V205L150 206H148L147 204H148V202L147 203H143L142 201L143 200H140L139 202L137 201V200H139V198H140V196L139 195H141V193H146V192H149V191H152L153 190V186H157V187H159V185H164L165 186V188H164V190L165 191H170L172 188H173V186L174 187H177V186H180V183H178L177 182V179H176V181L174 182L175 184H172L171 182H173V180H172V178L174 179V176L172 175V176H167V162H173V160H174V158H176L175 156H177L179 159H177L178 160V162L180 163V165H182L181 167H183V164H184V158H186L187 156L188 157H190L191 158V160L193 159V157H195V152H193L194 150L190 147V148H188L187 150H185V152L184 151H182V152H179L178 150H175L176 148H174V150L171 148V147H168V148H165V149H163L162 147H160V145H158L157 143H155V144H152V145H150L151 143H149V141L146 139V140H144L143 142H139V144ZM150 145H148V144ZM246 145H245V144ZM5 144V145H4ZM8 144V145H7ZM17 144V145H16ZM145 144V145H144ZM147 144V145H146ZM225 146H224V145ZM254 146H253V145ZM246 147L245 149H244V146ZM252 145V146H251ZM256 145H258V146H256ZM261 145H263L262 146V148H260L261 147ZM224 146V147H223ZM229 146V147H230ZM248 146V147H247ZM250 146V147H249ZM260 146V147H259ZM14 147V148H13ZM17 147V148H16ZM259 149H258V148ZM151 148V149H150ZM170 148V149H169ZM240 148H243V149H240ZM8 149V150H7ZM143 149V148H142ZM171 149H172V151H173V153L174 152H176L174 155L172 154V152H171ZM191 149V151H189ZM248 149V150H247ZM255 149V150H254ZM258 149V150H257ZM263 149V151L261 152L260 150H262ZM158 150V151H157ZM164 150V151H163ZM204 150H206V149H204ZM207 150H210V148L208 149L207 148ZM178 151V152H177ZM23 152V153H22ZM60 152V153H59ZM171 152V153H170ZM186 152H187V154H186ZM240 152V153H239ZM242 152H244V153H242ZM10 153V154H9ZM16 153V154H15ZM235 153V154H234ZM242 153V154H241ZM254 153V154H253ZM18 154V155H17ZM62 154H63V156H62ZM177 154V155H176ZM183 154V155H182ZM186 154V155H185ZM251 154H252V157H251ZM10 155V156H9ZM15 155V156H14ZM192 155V156H191ZM253 155H255V156H253ZM59 156H60V158H59ZM172 156H173V158H172ZM9 157V159H7ZM12 157V158H11ZM26 157V158H25ZM89 157V156H88ZM88 157H87V159H88ZM187 157V158H188ZM19 158H20V160H19ZM23 158V159H22ZM171 158V159H170ZM189 158V159H190ZM237 158V157H236ZM251 158V159H250ZM4 160V162H3V160ZM14 159H16V160H19L20 162H16V160H14ZM77 159V160H76ZM141 159H139V160H141ZM168 161H167V160ZM9 160V161H8ZM14 160V161H13ZM24 160V161H23ZM63 160V161H62ZM134 160V161H133ZM194 160V159H193ZM248 160V161H247ZM249 160H251L250 162H249ZM88 162H89V165H91V166H94V164L96 163H98V159H96V157L94 158V156L92 155V156H90V159L89 160H87ZM137 161V162H136ZM148 161V162H147ZM165 161H167V162H165ZM201 160L199 159V161H197L196 160V162L193 164V165H197L196 167L194 166V171H193V173L191 174V176H190V179H189V185H191V182H193L192 183V185L194 186L195 185V187H194V189L195 190H202V189H207V188H209V186H210V184L212 183L211 182V180H209V176H208V173H207V170H206V168L204 167V165H203V162L201 161V163H202V165H203V167H202V165H201V163H199ZM257 161V160H256ZM8 162V163H7ZM64 162V163H63ZM74 162V163H73ZM192 162H194V161H192ZM200 164V166H199V164ZM248 162V164H246ZM12 163V164H11ZM61 163H62V165H61ZM161 163V164H160ZM197 163V164H196ZM95 164V165H96ZM136 164H138V165H140V166H142L143 168H140L139 166H135ZM157 164V165H156ZM16 165V166H15ZM26 165V166H25ZM133 165V164H132ZM161 165V166H160ZM128 166V167H127ZM147 166V167H146ZM152 166V167H151ZM156 166H157V168H156ZM28 167V168H27ZM35 167V168H34ZM37 167H38V169H37ZM40 167H41V169H40ZM49 167V166H48ZM127 167V168H126ZM43 168V169H42ZM129 168H131V169H129ZM139 168V169H138ZM153 170H151V169ZM205 168V169H204ZM46 169H47V172H45L46 171ZM77 169V168H76ZM134 169H136V170H134ZM36 170H38V171H36ZM40 170H42V171H40ZM44 170V171H43ZM133 170V171H132ZM166 170V171H165ZM200 170V171H199ZM144 171V172H143ZM19 172H20V174H19ZM42 172V173H41ZM139 172H141V173H139ZM142 172H143V174H142ZM154 172V173H153ZM165 172H166V174H165ZM205 172H206V174H205ZM234 172H236V171H233L232 173V177H234V178H236L237 176H238V174H237V172L236 173H234ZM247 172V173H246ZM50 173V174H49ZM136 173H139V174H136ZM163 173H164V177H163ZM16 174V175H15ZM18 174V175H17ZM77 175V177L79 176L78 174H79V172H77L76 173ZM160 174V175H159ZM162 174V175H161ZM199 174V175H198ZM235 174V175H234ZM50 175V176H49ZM136 175V176H135ZM141 175V176H140ZM145 175V176H144ZM154 175V176H153ZM156 175V176H155ZM197 175V176H196ZM258 175V176H257ZM165 176H167V177H170V178H167V177H165ZM236 176V177H235ZM22 177H23V180H21L22 179ZM49 177V179H47ZM155 177V178H154ZM192 177H193V179H195V180H192ZM241 177H242V174H241ZM255 177V179L257 180V178ZM21 178V179H20ZM238 178V179H237ZM236 179H234V180H236V181H234V182H238L239 180H240V178L239 177H237ZM248 178V177H247ZM246 178V179H247ZM49 181H47V180ZM157 180V183H158V185L157 184H155L154 185V180ZM167 179H169V180H167ZM249 179V178H248ZM249 179V180H250ZM255 179H253V180H250V181H253V183L252 182H250L249 180H248V182H246L245 183V181L243 180L242 181V185H241V183H235L234 184V186L235 185H241L240 187H237V186H235V187H237V190H238V192H242V194H243V190H244V194L242 195H240V193H239V195L241 196V200L244 198V200H242V202H248V204L246 203L245 205H247L248 207H249V203H251L250 204V211H252L251 209H254V212H252V213H256V214H260V209L261 208H264L263 206V204H264V199L262 200V198H260V196L258 195V193H256L257 191H258V186L257 187H255L256 186V180ZM163 181V183H162V181ZM172 180V181H171ZM175 180V179H174ZM255 180V181H254ZM14 181V182H13ZM166 181V182H165ZM167 181H169L170 183H167ZM210 181V183L208 184V182ZM247 181V180H246ZM16 182V183H15ZM244 182V183H243ZM254 182H255V184H254ZM13 185H12V184ZM167 183V184H166ZM179 185H178V184ZM11 184V185H10ZM16 184H17V186H16ZM169 184H172L171 186H169ZM251 184H253V185H251ZM12 186L13 188H14V195L12 196V197H10L9 195H8V193H7V191H6V188H7V186ZM54 185V186H53ZM167 185V186H166ZM191 185V186H192ZM205 185V186H204ZM212 185V184H211ZM161 186V187H162ZM197 186V187H196ZM146 187H148V188H146ZM151 187V188H150ZM172 187V188H171ZM201 187V188H200ZM144 188H146L145 189V191H144ZM199 188V189H198ZM257 190H256V189ZM38 189V190H37ZM151 189V190H150ZM161 189V188H160ZM241 190V191H240ZM17 191V192H16ZM33 191V192H32ZM36 191V192H35ZM47 191H48V193H47ZM50 191V192H49ZM101 191V190H100ZM256 191V192H255ZM101 192H105L104 190H102ZM245 192H247V193H245ZM40 193V194H39ZM140 193V194H139ZM255 195H254V194ZM32 194H33V196H32ZM39 194V195H38ZM46 194V195H45ZM37 195V196H36ZM45 195V196H44ZM107 194H106V192L105 193H103V198L105 199V196H106ZM42 196V197H41ZM44 196V197H43ZM243 196V197H242ZM245 196V197H244ZM248 196V197H247ZM5 199H4V198ZM34 197V198H33ZM36 197V198H35ZM40 197V198H39ZM77 197L79 198V196L77 195ZM255 197V199H252V198H254ZM259 197V198H258ZM8 198H10V199H8ZM14 198V199H13ZM108 198V197H107ZM187 198V197H186ZM195 198V197H194ZM194 198H192L191 200H193ZM124 199V200H123ZM188 199H190V198H187V201H186V199H184L183 198V200H182V206L184 207H182V209H184V210H182V212H181V215H180V217H178L177 218V221H175L174 223H175V226H177V229H178V231H179V233H181L180 234V236L182 237L181 238V240L183 241V245L185 246L184 247V253H185V255H187V256H185V258L182 260V263L181 264H184L185 262L184 261H188L187 263L188 264H221L222 262H224V260H225V258H224V254H223V252H221L220 250H218V243L220 244H222V233L220 234V232H222V228H223V225H222V223H223V218H222V216H220V215H222V214H220V213H217L216 215L214 214V213H216L215 212V210H216V207L214 206V204H212L210 201H208V200H206V199H199V198H195L194 200L196 201H189ZM253 200V201H251V200ZM2 200V201H1ZM123 200V201H122ZM199 200H201V202L198 201ZM206 200V201H205ZM256 200H259L260 202H258V201H256ZM113 201V202H112ZM124 201H126V202H124ZM130 201V202H129ZM135 201V202H134ZM137 201V202H136ZM185 201V203H183ZM258 202L257 204H256V202ZM110 202H111V205H110ZM126 204V206H124L125 204ZM129 202V203H128ZM158 202V203H157ZM109 203V204H108ZM121 203V204H120ZM132 203H135V204H131ZM137 203V204H136ZM143 203V204H142ZM205 203V204H204ZM207 203V204H206ZM256 205H255V204ZM19 204V205H18ZM130 204V205H129ZM113 205V206H112ZM116 205V206H115ZM129 207H128V206ZM141 205V207H139ZM210 205V206H209ZM259 205H261L262 207H260ZM110 206V208H108V207ZM114 206H115V208H116V211H115V208H114ZM120 206H122L125 210H123L125 213L124 214H128L129 216H131V217H133L134 215H135V218H136V220H135V223H136V231H135V233H134V235H132L131 234V238H132V244H131V246H133L131 249H129V251H127V255H130L131 257H130V259L131 260H129L128 262H126V263H122V261H121V255H119L118 254V252L117 251H114V246L112 247L110 244H109V240H110V233L112 232L114 235L116 234L117 235V237L116 238H121L125 233H126V229L124 228V226L121 224V217L124 215L122 212H121V210L119 209L120 208ZM257 206H259V207H257ZM88 207V205L86 206L85 205V208H87ZM119 207V208H118ZM253 207V208H252ZM144 208H145V210H144ZM147 208V209H146ZM151 208V209H150ZM162 208V209H161ZM258 208H260L259 210H258ZM118 209H119V211H118ZM137 209H138V211H137ZM142 209H143V211H142ZM154 209V210H153ZM214 209V210H213ZM257 209V211H255ZM18 210V211H17ZM74 210V209H73ZM128 210V211H127ZM264 210V209H263ZM26 211V212H25ZM130 211H131V213H130ZM135 211H137V212H135ZM147 211H149V213L147 212ZM259 211V212H258ZM116 212V213H115ZM139 212V213H138ZM13 214V215H10V214ZM113 213V214H112ZM115 213V214H114ZM133 213V214H132ZM135 213V214H134ZM144 213V214H143ZM146 213V214H145ZM148 213V214H147ZM100 214H102V215H100ZM138 214V215H137ZM140 214V215H139ZM210 214H211V216H210ZM98 215V216H97ZM109 215H111V216H109ZM113 215V216H112ZM137 215V216H136ZM145 215V216H144ZM149 215V216H148ZM215 215V216H214ZM12 216H14V217H12ZM102 216V217H101ZM104 216V217H103ZM116 218H115V217ZM151 216V217H150ZM214 216V217H213ZM218 216V217H217ZM18 217V218H17ZM21 217V218H20ZM89 217V218H88ZM145 219H144V218ZM147 217V218H146ZM209 217V218H208ZM221 217V218H220ZM15 218V219H14ZM20 218V219H19ZM23 218V219H22ZM101 218H103V219H101ZM117 218H118V220H117ZM134 218V217H133ZM134 218V219H135ZM150 218V219H149ZM212 218H214V221H213V219ZM216 218H217V220L219 221H217L216 220ZM219 218V219H218ZM107 221H106V220ZM110 219V220H109ZM113 219V220H112ZM117 220L116 222H115V220ZM120 219V220H119ZM142 221H141V220ZM212 220V222H211V220ZM220 219H222L221 221H220ZM4 220V221H3ZM11 221V222H9V221ZM109 220V221H108ZM138 220V221H137ZM119 221V222H118ZM140 221H141V223L142 224H140ZM145 221V222H144ZM205 221H207V222H205ZM105 223V225H106V223H108V222H110V223H108V225H107V227L106 226H103L104 225V223ZM118 222V223H117ZM144 222V223H143ZM151 222H152V224H151ZM178 222V223H177ZM103 223V224H102ZM150 224L149 226H148V224ZM176 223H177V225H176ZM201 223V224H200ZM204 223V224H203ZM218 223H220V225L222 226V227H220V225L218 224ZM112 224H115V225H112ZM152 225V226H151ZM200 225V226H199ZM207 225V226H206ZM209 225V226H208ZM17 226V227H16ZM2 227H3V229H2ZM102 227H104L103 229L104 230H106V231H103V229H102ZM106 227V228H105ZM122 227H123V229H122ZM141 227V228H140ZM146 227V228H145ZM147 227H148V229H147ZM205 227V228H204ZM209 227V228H208ZM213 227V228H212ZM108 228H109V231H108ZM146 229V230H145ZM201 229V230H200ZM120 230V231H119ZM147 230H149L147 233L149 234L147 237H146V239H145V241H143L141 238H143V237H140L142 234H144V232H146ZM4 231V232H3ZM102 231V232H101ZM199 231V232H198ZM216 231V232H215ZM220 231V232H219ZM2 232V233H1ZM109 234H108V233ZM215 233V234H213V233ZM219 232V233H218ZM121 233H122V235H121ZM142 233V234H141ZM212 233V234H211ZM108 234V235H107ZM186 234V236H188V237H186V236H184ZM188 234V235H187ZM210 234H211V236H210ZM217 234H218V236H217ZM219 234H220V236H219ZM4 235V236H3ZM189 235H191V237L189 236ZM204 235V236H203ZM214 235V236H213ZM101 236V237H100ZM108 236V237H107ZM142 236H144V235H142ZM7 237V238H6ZM196 237V238H195ZM207 237V238H206ZM149 238V239H148ZM186 238V239H185ZM212 238V240H210ZM214 238V239H213ZM217 238V239H216ZM195 239V240H194ZM215 239H216V241H215ZM243 239H245V240H243ZM243 239H241L240 240V242L239 243H241L242 244V242H243V244L245 245L246 243L245 242H247V245H249L250 243V240L248 241V239H249V237H247V239L246 238H243ZM243 240V241H242ZM143 241V242H142ZM194 241V242H193ZM205 241V242H204ZM107 242V243H106ZM137 242H139V244L137 243ZM188 242V243H187ZM150 243V244H149ZM212 243V244H211ZM137 244V245H136ZM148 244H149V247H148ZM188 244V245H187ZM195 244H196V247H195ZM240 244V245H241ZM242 244V245H243ZM107 245V246H106ZM192 245V246H191ZM204 245V246H203ZM210 245V246H209ZM240 245L238 244V246H237V248H238V250H236L235 251V253H236V255H233V257H238V260H240L239 262H241V257H242V252H247L249 249H248V247H246V248H244L242 245V247H240ZM7 246V247H6ZM72 246L74 247V248H72ZM134 246L136 247L135 249H134ZM190 246V247H189ZM208 246V247H207ZM2 247V248H1ZM5 247V248H4ZM110 247H111V249H110ZM214 247V248H213ZM215 247H216V249H215ZM71 250H70V249ZM144 250H143V249ZM189 250H188V249ZM3 249V250H2ZM135 250V252H133L134 250ZM208 249H210V251H208ZM241 249H242V252H241ZM246 251H245V250ZM70 250V251H69ZM76 250H77V248H76ZM192 250V251H191ZM201 250V251H200ZM206 250V251H205ZM216 250H218L217 252H216ZM74 252V254H73V252ZM132 251V252H131ZM154 252L153 254H152V252ZM220 251V252H219ZM71 252V253H70ZM113 252H115V253H113ZM117 252V253H116ZM138 252V253H137ZM151 252V253H150ZM208 252H210V253H208ZM1 253H3V254H1ZM75 253L77 254V255H75ZM131 253V254H130ZM199 253V254H198ZM212 253H214V256H215V258L213 257V254ZM223 255H222V254ZM248 253V252H247ZM246 253V254H247ZM7 254H9L8 256H7ZM69 254V255H68ZM84 254H85V256H84ZM133 254H134V256H133ZM148 254V255H147ZM150 254V255H149ZM195 254V255H194ZM209 254H212L211 256L209 255ZM3 255V256H2ZM67 255V256H66ZM114 255V256H113ZM152 255V256H151ZM5 256H7V257H5ZM118 256V257H117ZM135 256H137V257H135ZM145 256V257H144ZM148 256V257H147ZM154 256V257H153ZM200 256V257H199ZM205 256V257H204ZM220 256H223V257H220ZM4 257V258H3ZM65 257V258H64ZM135 257V258H134ZM204 257V258H203ZM220 257V258H219ZM232 257V258H233ZM112 258V259H111ZM118 258V259H117ZM156 258V259H155ZM198 259V260H196V259ZM222 258V259H221ZM213 259H215L214 261H213ZM6 260V261H5ZM190 260V261H189ZM205 260V261H204ZM220 260V261H219ZM121 261V262H120ZM146 261H147V263H146ZM201 262V263H200ZM213 262V263H212ZM149 263H151V264H153L152 263V261L151 262H149ZM187 263H185V264H187Z\"/></svg>",
    "mask_w": 264,
    "mask_h": 264
}]
</instances>
